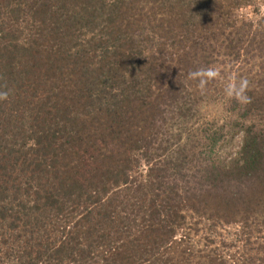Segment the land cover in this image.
Masks as SVG:
<instances>
[{"label":"trees","instance_id":"1","mask_svg":"<svg viewBox=\"0 0 264 264\" xmlns=\"http://www.w3.org/2000/svg\"><path fill=\"white\" fill-rule=\"evenodd\" d=\"M258 5L0 0V264H264Z\"/></svg>","mask_w":264,"mask_h":264},{"label":"clouds","instance_id":"2","mask_svg":"<svg viewBox=\"0 0 264 264\" xmlns=\"http://www.w3.org/2000/svg\"><path fill=\"white\" fill-rule=\"evenodd\" d=\"M217 75L218 72L211 67L199 68L187 73L188 78L198 81V88L201 93L205 91L208 83L215 79ZM248 84L249 82L246 79L238 80L235 83H229L224 90L225 95L230 99L236 100L240 104H247L250 102V98L247 95ZM9 95V91H0V100L8 99Z\"/></svg>","mask_w":264,"mask_h":264},{"label":"rangeland","instance_id":"3","mask_svg":"<svg viewBox=\"0 0 264 264\" xmlns=\"http://www.w3.org/2000/svg\"><path fill=\"white\" fill-rule=\"evenodd\" d=\"M241 16H244L247 20H253L255 23L257 20L261 18V16L264 14V7L263 6H251L247 8H243L239 11ZM212 111V109H211ZM241 134L235 135L230 139V141L227 143L226 146H222V155L224 157L230 158L234 155L235 152H237L240 149L241 146ZM227 158V159H228ZM142 169H146L144 164L142 166Z\"/></svg>","mask_w":264,"mask_h":264}]
</instances>
